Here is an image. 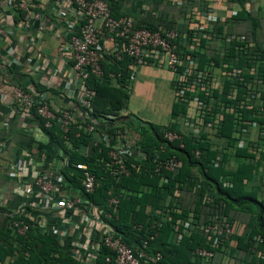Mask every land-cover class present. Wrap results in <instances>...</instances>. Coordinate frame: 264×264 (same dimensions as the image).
Returning a JSON list of instances; mask_svg holds the SVG:
<instances>
[{
    "label": "trees",
    "instance_id": "16d2710c",
    "mask_svg": "<svg viewBox=\"0 0 264 264\" xmlns=\"http://www.w3.org/2000/svg\"><path fill=\"white\" fill-rule=\"evenodd\" d=\"M120 3L121 0H111L109 3L114 17H118ZM16 10L19 12L20 20H23L25 12ZM134 26L158 28L152 23ZM230 50L229 48L228 53L224 55H213L207 59L198 60L194 56L198 60L199 70H211L216 66L231 69V64L242 68V81H235L238 84L235 98L229 96L231 79L224 80L222 92L215 89L211 95H207L201 90L199 96L206 103L209 98L220 100L221 118L217 124L216 135L226 138L230 145H236L238 155H249L252 158L246 147L240 149L236 143V125L242 120L253 119L264 123V110L258 109L257 104L239 108L237 103L245 99V94L251 89L260 90L261 98L264 99V53L258 46L248 47L247 52L238 44L234 52ZM256 51L261 52L263 58V62L258 64L257 75L261 79L260 82L254 80V75L250 73V67L255 65L252 55ZM131 63L132 58L127 54L117 60L105 52L102 58L104 78L107 79L109 73H119L122 84L115 85L101 80L95 74H90L85 84L95 91L90 114L94 118L97 131L112 133L116 128L124 129L128 126L138 132L140 140L130 161L141 165L142 168L140 170L132 168L129 176L113 178L107 172L108 146L104 142L93 145L94 134L86 132L83 128L70 129L65 133L56 121L53 126L45 127L42 118L31 111V114L40 119V126L63 148L60 172L57 174V170H52V173H48L45 170V175L54 182H61L62 188L69 196L77 195L83 191L82 171L74 164L86 162L92 172L104 177L102 184L88 194L97 210H110L107 206L109 189L114 192L126 190L116 207V214L113 212L110 221L125 235L124 240L129 244L140 243L147 226H150L153 219L160 218L157 209H170L172 219L162 221L156 229L158 235L149 240V251L162 253L160 260L154 264H202L193 251L200 246L208 248L212 246L203 233L196 230V226L201 222L206 223L214 212L227 216L236 227L229 241L213 248L215 256L210 264H264V197L260 194L263 189L262 185L248 186V181L253 180L255 174L259 173L260 166L264 165V155L256 162L241 161L236 169L228 170L223 164H214L213 159L219 151L214 149V144L205 133H202L198 140L183 134L184 147H180V139L170 141L162 132L164 127L175 130L176 125L143 121L132 114L121 115L131 92L127 88L132 75ZM186 109L185 104L176 101L171 117H176ZM212 109L215 113L214 108ZM204 118L206 122L213 121L207 115ZM88 146L90 148L87 152ZM193 149H199L200 155L196 156ZM173 154L182 160V166L178 170L159 173L151 170L156 158ZM59 174L62 181H59ZM222 175H227L231 179V186L223 185ZM163 177L166 180L162 179ZM205 196L211 197V200L204 201ZM36 213L48 214L47 211L40 210ZM190 213L193 215V228L185 232L183 225L174 226L178 218L184 219ZM241 219H246L245 225ZM138 224H142L143 228L136 227ZM176 231L183 234L179 242L173 238ZM258 237L261 240L257 239ZM72 247L73 245L66 244L65 240L42 233L34 227L27 236H24L14 233L4 222L0 223V264H52L55 253L59 254L58 259L63 264H102L105 256L111 253L108 247L102 245L97 249L95 257L85 259L81 253L74 252ZM8 257L13 260L7 261Z\"/></svg>",
    "mask_w": 264,
    "mask_h": 264
},
{
    "label": "built area",
    "instance_id": "2783aa9c",
    "mask_svg": "<svg viewBox=\"0 0 264 264\" xmlns=\"http://www.w3.org/2000/svg\"><path fill=\"white\" fill-rule=\"evenodd\" d=\"M7 1L14 9H20L25 12V18L22 20L24 26L29 27L34 24L38 31H44L54 22L58 24L63 22L60 10L52 14L45 10L43 4L36 0ZM110 1L60 0L62 4L72 6L78 10L81 15L77 24L71 30H68L67 45L64 47V50L69 53L72 59V78L79 82L78 87L69 95L67 104H51L42 94L22 84H12L10 86L11 102L20 110L29 113L31 111L36 112L42 118L45 127L53 126L56 121L65 133L70 129L83 128L86 132L94 134L96 132V124L90 111L92 110V99L95 91L86 86V78L90 74H95L101 80L109 81L115 85L122 84V81H120L122 77L119 73H109L107 79L103 76L102 58L104 52L99 41L101 29H104L116 37L113 47L108 50L109 54L117 60L121 59L124 54L132 58V63L130 64L132 75L127 83L128 89L131 90L132 88L136 66L148 62L150 57L152 61L165 65L175 72L173 85L175 99L185 104L187 109L176 117H171L168 124L183 126L185 129L173 130L164 127L162 132L165 138L170 141L180 139V147H184L183 134L191 136L195 140L200 139L203 133V126L207 123L204 118L206 115L213 119L208 125L214 126L217 131V124L221 115L214 113L208 103L199 96L201 90H204L207 95H211L213 92L215 87V67L211 70H199L197 58L187 50L181 49L177 43L179 33L176 29L162 26L156 29H150L145 26L135 27L131 17H114L109 4ZM227 39L240 42V48L246 51L248 47L255 46L246 35H231ZM228 50L229 47L226 46L221 54L228 53ZM252 57L255 65L250 67V73L254 75V80L260 82L261 79L257 74L258 64L263 62L261 52H254ZM242 72V68L236 64H231V69H222L223 82L225 79H231L232 81L229 93L232 98H235L238 89V84L235 81H242L243 79ZM248 84L250 85L251 82ZM7 86L8 83L0 72V88H6ZM191 101L196 103L194 113L189 111ZM254 104H257L258 109L263 111L264 99L261 98V92L258 89L249 90L245 94V99L239 100L237 106L243 108L246 106L251 107ZM128 114L125 109L121 111L123 116ZM132 130L128 126L124 129L116 128L112 133L103 130L100 138L94 141V145L104 142L108 146L107 172L115 179L129 176L132 168L139 170L142 168L141 165L130 161L131 157L136 153L137 144L140 140V135L137 132L133 133ZM236 130L238 147H246L248 152L258 156L262 146L251 138V134L255 131L259 138L264 139V123L256 119L242 120L236 125ZM161 149H163L162 146ZM193 153L199 156L201 151L193 149ZM213 162L215 165L223 164L222 156L218 154L213 159ZM74 165L82 171L81 182L83 191L80 194L69 196L64 191L57 193L55 182L45 175L41 166L36 165L34 185L38 188L39 197L35 201L28 202V211H17L0 207V223L4 222L14 233L19 235L27 236L32 227L42 233L54 235L43 221L42 214H38L36 211L52 209L65 214L74 209H79L83 213L84 219L87 220L84 225L87 233L83 239H80L75 244L77 248L72 247L74 252L81 253L85 259L95 257L97 249L104 245L110 249L111 253L105 256L102 264L157 263L162 257V253L161 251H149V240L154 239L158 235L156 229L162 221L172 219L173 215L170 209H157V215L159 214L160 218L153 219L150 226H147L140 243L129 244L124 240L125 235L119 232L110 221L113 217V212L116 214V207L126 190L122 189L120 192H114L109 189L107 206L110 210H97L92 200L89 199L88 194L94 192L102 184L104 177H99L92 172L86 162H78ZM181 166L182 160L173 154L156 158L151 170L157 173L161 171H176ZM162 179L166 180L164 177ZM221 180L224 186L232 185V181L227 175H222ZM176 195H178L177 191ZM209 200H211V197L205 196L204 201ZM179 225H183L185 232L193 228L192 213L184 219L178 218L174 226L179 227ZM137 226L143 228L142 224ZM235 227L236 224L231 222L227 216L220 213H212L206 223L201 222L196 226V230L203 233L212 248L197 247L193 251L195 257H198L202 264H210L215 256L213 248L229 241ZM240 227L243 229L242 226ZM61 233L63 234V231ZM182 237L183 234L178 231L173 236L177 242ZM257 239L261 240L260 237ZM58 255V253L54 254L55 259L52 264H63L58 259ZM12 260L13 258L11 257L7 259V261Z\"/></svg>",
    "mask_w": 264,
    "mask_h": 264
},
{
    "label": "crops",
    "instance_id": "0c3cea01",
    "mask_svg": "<svg viewBox=\"0 0 264 264\" xmlns=\"http://www.w3.org/2000/svg\"><path fill=\"white\" fill-rule=\"evenodd\" d=\"M37 1L52 14L60 10L62 24L54 22L44 31H38L34 24L24 26L19 12L7 0H0V72L3 70L1 73L8 83L6 88H0V206L17 211H28V202L39 197L38 188L34 185L36 165L48 173L57 170L58 174L63 148L40 126L38 117L20 110L11 102L10 86L26 85L41 92L51 104L65 105L79 85L72 78V59L64 47L68 30L77 24L81 15L60 0ZM117 16L131 17L135 25L152 23L176 29L180 47L198 60L224 55L221 52L226 46L234 52L237 44H241L236 40L229 41L227 37L236 34L246 35L264 53V0H121ZM115 41L114 35L101 29L99 42L104 53L109 54L108 50ZM214 72L213 90L222 92V68L216 66ZM174 79L172 69L152 61L151 57L148 62L138 64L124 109L143 121L168 123L177 101ZM220 103L217 98H209L208 101L219 115ZM195 109L196 103L191 101L190 113ZM208 123L202 132L219 151L225 169H236L241 161L256 162L264 155V139L259 138L257 132L254 131L251 138L259 142L262 150L258 156L249 153L253 156L251 158L238 155L237 146L230 145L226 138L218 137L214 126ZM176 128L185 129L178 125ZM101 132L96 130L94 133L93 145ZM58 177L62 181L60 174ZM55 185L57 193L65 192L61 182H55ZM256 185H262L260 194L264 197V165L260 166L254 179L248 181V186ZM47 212V215L42 214V218L54 236L74 245L84 238L87 220L79 209L65 214L52 209ZM241 221L245 225L246 219ZM74 245L73 248H77Z\"/></svg>",
    "mask_w": 264,
    "mask_h": 264
},
{
    "label": "rangeland",
    "instance_id": "374dc122",
    "mask_svg": "<svg viewBox=\"0 0 264 264\" xmlns=\"http://www.w3.org/2000/svg\"><path fill=\"white\" fill-rule=\"evenodd\" d=\"M257 103V102H256ZM259 105V104H258ZM263 106V110H264V104L262 105Z\"/></svg>",
    "mask_w": 264,
    "mask_h": 264
}]
</instances>
